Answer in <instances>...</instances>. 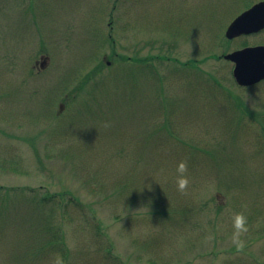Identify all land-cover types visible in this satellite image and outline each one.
I'll return each instance as SVG.
<instances>
[{
    "label": "rangeland",
    "instance_id": "1",
    "mask_svg": "<svg viewBox=\"0 0 264 264\" xmlns=\"http://www.w3.org/2000/svg\"><path fill=\"white\" fill-rule=\"evenodd\" d=\"M257 1L0 0V264H264V80L221 58L264 45L224 36Z\"/></svg>",
    "mask_w": 264,
    "mask_h": 264
},
{
    "label": "water",
    "instance_id": "2",
    "mask_svg": "<svg viewBox=\"0 0 264 264\" xmlns=\"http://www.w3.org/2000/svg\"><path fill=\"white\" fill-rule=\"evenodd\" d=\"M264 29V0L251 5L227 26L225 37L232 39ZM233 62L232 76L240 86H249L264 79V45L246 46L224 55Z\"/></svg>",
    "mask_w": 264,
    "mask_h": 264
},
{
    "label": "trees",
    "instance_id": "3",
    "mask_svg": "<svg viewBox=\"0 0 264 264\" xmlns=\"http://www.w3.org/2000/svg\"><path fill=\"white\" fill-rule=\"evenodd\" d=\"M139 69L141 70L142 74L145 73V70L149 71L151 74H154V75H156V73L158 72L157 69H155L152 64L145 62V60H142V63H141V66H140ZM185 69H187V68H185ZM158 77H159L158 78V81H161L162 78H163L159 74H158ZM169 98H170V100H168L163 94H162V97L160 98V102H161V106H162V110H163V111H161V113H162L161 115H164V121H161V126H159L160 130H158V131L159 132L166 131L167 133L170 134L169 136L172 135L175 143H177V145H178V144L182 143V140L181 139H177L176 134L173 133L174 130H170V121L167 119V117L169 116L167 114H169V112H171L170 111L171 110V104L173 102L172 101V98L171 97H169ZM70 111H71V106L69 108V112ZM159 118H161V117L158 116V119ZM260 132L263 133V135H264V130H260ZM261 145L264 146V143H261ZM204 153H205V156L204 157L207 160H213V159H215L218 156V155H215L214 152H211V151H208V150H205ZM262 153L264 155V149L263 148H262ZM93 191L95 193L97 191V189H93ZM55 195L56 194H53V195L48 196V197L47 196H44V195L41 196V197L40 196H32V198H30V201H32V203L35 204L37 207H42V206L45 207V206H50V204L54 203V202H52L50 200L55 199V205H56V207H58V208L60 207L59 209H61L60 214H62V211H64L65 209H67L68 204H76V203L77 204H80V203H78V201L74 197H71L70 195L64 194V192L61 193L60 197L57 194V196L59 198H57ZM158 206L162 207V204H159L158 203ZM78 207H80V206L78 205ZM157 210H159L158 211V214H162L163 215L164 212H165V211H163L164 209H157ZM52 211H53V207H51V209H49L48 215H46L47 216L46 217L47 219L44 217L45 218L44 219V225H43L44 233H47L49 235V237H52L49 241L47 240V242L46 241L45 242L46 243L53 242V244L51 243V244H47V245L48 246L50 245V247L56 245V247H59V249H61L62 246H63L62 245V242H61V245L62 246L61 245H58L59 244V240H60V238H59V233L60 232H58L56 230V228L55 229H52L51 228V225H48V227H47V223L50 224V217H52V215H53ZM96 225H98V224H96ZM96 227H98V226H96ZM39 243L41 244V246H44L45 245V244L43 245L41 242H39ZM62 250H63V248H62ZM106 250H108V249H106ZM98 251H99V248H98Z\"/></svg>",
    "mask_w": 264,
    "mask_h": 264
},
{
    "label": "clouds",
    "instance_id": "4",
    "mask_svg": "<svg viewBox=\"0 0 264 264\" xmlns=\"http://www.w3.org/2000/svg\"><path fill=\"white\" fill-rule=\"evenodd\" d=\"M175 183L179 190H185L189 183L190 178L187 175V163L186 161H181L178 163L176 167V176H175ZM247 218L243 213L237 212L234 213L232 216V224L235 229L234 232V239L237 240V246L243 247V243L239 241V237L241 233L247 231Z\"/></svg>",
    "mask_w": 264,
    "mask_h": 264
}]
</instances>
